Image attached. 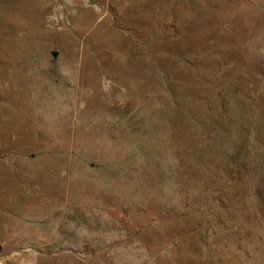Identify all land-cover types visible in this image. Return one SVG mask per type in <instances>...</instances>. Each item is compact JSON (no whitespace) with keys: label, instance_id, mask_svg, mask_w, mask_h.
<instances>
[{"label":"rangeland","instance_id":"rangeland-1","mask_svg":"<svg viewBox=\"0 0 264 264\" xmlns=\"http://www.w3.org/2000/svg\"><path fill=\"white\" fill-rule=\"evenodd\" d=\"M0 264H264V0H0Z\"/></svg>","mask_w":264,"mask_h":264}]
</instances>
